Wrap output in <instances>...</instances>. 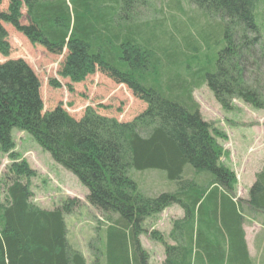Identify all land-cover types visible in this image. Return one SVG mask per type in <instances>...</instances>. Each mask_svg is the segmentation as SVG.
Wrapping results in <instances>:
<instances>
[{"label":"trees","instance_id":"1","mask_svg":"<svg viewBox=\"0 0 264 264\" xmlns=\"http://www.w3.org/2000/svg\"><path fill=\"white\" fill-rule=\"evenodd\" d=\"M143 1L9 0L8 9L0 10V54L11 52L4 25L10 23L49 52L66 51L62 76L79 82L101 72L146 104L131 121L93 107L79 119L62 104L45 111L32 67L24 59L0 62V145L10 149L13 129L28 132L88 188L87 202L108 223L105 251L89 262L67 239L65 215L79 202L68 200L53 209L35 204L31 180L36 172L26 162L14 163L0 197V264H102L104 254L106 264H151L141 242L148 233L145 224L173 205L183 211L173 221V243L151 233L165 247L161 264H192L201 250L211 264H222L226 239L231 261L250 264L245 225L264 213V166L248 197L240 198L236 172L221 161L220 140L226 135L202 116L193 91L207 84L224 109H231L235 99L264 109L263 93L246 81L242 66L260 41V0H188L219 19L224 43L211 67L191 72L182 71L188 48L176 40L170 51L158 43L150 49L140 40L146 38L138 17ZM151 169L166 171L177 188L144 194L130 171Z\"/></svg>","mask_w":264,"mask_h":264},{"label":"rangeland","instance_id":"2","mask_svg":"<svg viewBox=\"0 0 264 264\" xmlns=\"http://www.w3.org/2000/svg\"><path fill=\"white\" fill-rule=\"evenodd\" d=\"M178 1L146 0L142 2L143 5H139L138 17L146 30V38L140 40H145L146 45L149 42L150 49L158 43L160 48L170 51L175 40L181 48H188L189 60L186 69H182L184 72H191L197 67H211L224 45L222 40L219 41L223 27L218 23V18L206 16L188 0ZM8 6L9 0H4L0 10L6 11ZM258 11L261 14L257 16L260 41L252 46L250 55L244 51L249 56L245 57L242 66L246 81L259 88L264 95V0H260ZM23 14L22 23L27 24L26 8H23ZM4 25L8 31L11 52L8 56L0 54V62L24 59L32 67L41 82L45 111L62 104L72 116L79 119L87 107H93L102 115L131 121L146 108V104L136 98L126 85L114 82L101 72L93 73L79 82L62 76L60 70L66 51L61 55L51 53L42 45L32 43L10 23ZM193 97L202 116L226 135V139L220 140L225 151L221 161L237 174L238 196L247 198L253 172L243 171L264 163V109H257L240 99L233 101L231 109H224L207 84L195 88ZM23 162L36 172L31 180L33 202L43 208L53 209L68 200H77L79 205L75 211L65 215L69 245L80 251L89 262H92L94 255L101 256L100 253L106 248L107 218L87 202L88 188L72 172L56 163L51 154L24 130L13 129L10 149L5 150L0 145V197L3 196L11 167L14 163ZM192 175L193 172L190 173ZM130 176L137 182L139 189L149 196L177 188L176 183L168 179L166 171L161 169L131 170ZM181 215L180 207L173 205L147 220L145 225L148 233L141 236V242L149 253L151 264H161L166 258L164 245L151 233L155 232L172 244L170 233L173 221ZM255 217L258 218L257 222H264V213ZM253 222L246 223V236L250 239L257 233L264 236V224L256 225ZM223 252L222 264H235L230 258L228 239L224 241ZM199 254H193L192 264H211L204 251H199ZM102 257L101 263L106 264L105 254ZM250 264H264V242L261 249L252 251Z\"/></svg>","mask_w":264,"mask_h":264},{"label":"crops","instance_id":"3","mask_svg":"<svg viewBox=\"0 0 264 264\" xmlns=\"http://www.w3.org/2000/svg\"><path fill=\"white\" fill-rule=\"evenodd\" d=\"M263 166H264V163L262 165H260L259 167H251V168H248L249 170L247 168L244 169L243 172H253L252 178L249 181V182H251L249 184V186H252L253 182L256 179V174L263 168ZM182 216H183V211H182L181 217ZM253 223L256 224V225H260V224L263 225L264 224V222H260L259 223V221L258 222L254 221ZM246 241H247L248 253H249V255H251L252 251L257 250V249L258 250L261 249V244L264 242V236H262L261 233H257L255 235H253L251 237V239L248 238V236H246Z\"/></svg>","mask_w":264,"mask_h":264}]
</instances>
